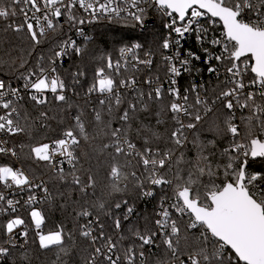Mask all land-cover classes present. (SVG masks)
Listing matches in <instances>:
<instances>
[{
  "label": "snow or ice",
  "instance_id": "snow-or-ice-1",
  "mask_svg": "<svg viewBox=\"0 0 264 264\" xmlns=\"http://www.w3.org/2000/svg\"><path fill=\"white\" fill-rule=\"evenodd\" d=\"M141 0H130L131 6L136 11L128 12L138 24L144 26L146 8L138 7ZM144 3H151L163 15L170 18L169 23L165 25L170 29L168 36L163 40L160 47L163 50H169L175 46L176 50L172 55L163 57L168 64L167 72L170 77V87L168 94L173 97L172 102L168 106V111L172 113V120L175 127L170 133L169 140L175 147H168L161 151L158 147L151 146V139L148 135L144 137V146L142 149L129 138V128L123 127L113 128L111 119L104 122L100 111L95 112V120L103 123L105 135L110 134L113 139L115 153L117 155L133 156L138 158V162L143 165L147 173L146 180L151 185H169L173 187V203L168 207H164L161 202V211L158 213L159 219L155 221L162 242L173 256H176L181 244V228L178 221L172 218L174 209L181 217L187 216L188 222L186 228L188 230H199V235L195 237L194 244H188V237H183L185 248L191 247V251L186 253L187 261L181 260L180 264H264V172L259 170L252 171V163L264 161V0H143ZM30 5L34 10L33 16L28 17L27 11L23 8L19 9L25 16L24 24L15 27L16 32H20L26 26V30L31 40L39 44L41 41L38 36H44L46 29L55 30L62 15H67L68 21L73 23L84 24V19L77 21L73 14V9L77 6L86 13L96 19L97 14H108L119 17L122 9L117 4V0H42L41 4L38 0H9L8 5L0 6V17L8 18L16 16V5ZM63 9V11H62ZM35 13H42L36 16ZM41 18L44 24H41ZM30 19L35 20V26L39 32L34 30V24ZM11 26V25H10ZM220 27L219 36L212 35L209 38L210 29ZM175 33L176 39H172ZM78 34L83 36V30L78 29ZM186 34H195L198 43L203 45L208 43L213 48H218L219 53L210 52L207 47H203L202 51L206 54L205 64H209L208 72L213 73L219 78L222 68L225 74V85L211 101L205 96L202 97L197 86L191 85L190 88L184 90L181 95L180 89L176 87V77L182 75V72L191 73L193 60L199 61L201 57L191 50H186L185 56L181 57L180 48L181 41ZM85 39H89L85 37ZM72 48L79 55L83 49L76 46V42L69 38L60 46V51L54 53L55 59L51 60L53 67L50 71L38 64L39 74L29 70L27 75L23 76L25 81L24 88L32 90L29 98L37 105L48 103L45 93H52L54 99L59 102L66 101L65 82L57 73L54 66L56 60L66 55V49ZM142 45L139 42L133 43L131 46L120 48L121 57L124 58L128 54L132 55V60L136 65L151 66L152 51H146V59H140L136 54ZM43 59V58H41ZM215 60V66L211 65V61ZM178 62V63H177ZM125 59L124 66H127ZM23 66V65H21ZM119 60L113 63L112 58H106V67L111 70L115 68L117 74L121 68ZM199 71V70H197ZM73 80L78 82L79 77L84 75L78 71L73 73ZM36 79H32V77ZM245 77H248L247 81ZM152 84L151 79L146 81ZM136 81L134 78L121 79L117 83L116 79L106 72L105 67H98L95 70L93 83L88 88V93H99L105 98L100 99V105H105L106 101L114 99L115 106L118 108L122 103V97L119 88L134 90ZM200 87H203L202 85ZM219 87V86H218ZM245 88L255 89V91L245 92ZM139 91V90H137ZM154 91V96H153ZM153 91L148 93V99L160 101L163 95V87L157 86ZM215 92V89L213 90ZM34 92V94H33ZM194 93V102H190L189 94ZM22 99L20 90L6 85L5 81L0 79V109L5 110L0 115V132H6L9 135L22 133L25 128L20 126V112L13 99ZM257 97L261 102H257ZM143 98V93H139V99ZM221 106V107H218ZM147 104L144 110H147ZM227 110L224 118V128L221 129L219 123H214V127H210L209 131H215L217 136L225 133L230 134L231 140L227 147L219 153V158L213 160L216 156L215 152H209L205 155V150L209 146L215 147L216 141L209 140L202 143L199 136L194 141L197 147V153L194 160H185L184 154L181 152L175 163L179 165L181 162L188 164L190 167L187 176L183 175V169L177 167L174 179H168L167 174L161 170L168 166L171 170L172 158L175 150L183 148L188 141L187 132L195 130L208 117L209 113ZM249 110L248 116L241 117V123L244 125L243 134L240 126L235 123L236 110ZM137 111L136 103L129 102L128 107L124 109L119 119L125 123L131 119L130 113ZM108 112H113L112 104L108 105ZM159 115V113L157 114ZM40 116L47 119V113L41 112ZM185 119L188 120L185 123ZM75 129L79 131V138L75 129L64 131L63 138L49 143H42L31 148V153L40 161L47 162L52 167L61 180L65 179V172L62 165L65 160L72 166L69 173L72 182L80 187L81 192H87L90 188H95L96 180L93 175L89 174L87 182H82L81 176L77 174L75 167L78 162L76 149L80 146V138L87 141L89 134L81 116L75 117ZM157 123H160L157 120ZM151 137L159 139V134L152 129H146ZM139 135V130L137 131ZM7 141H0V153H11L15 156L17 153L14 148H7L3 145ZM105 148L110 145H104ZM59 156L62 159L56 160ZM121 167L118 163H113L109 177L112 183L109 194L122 191L118 186V181L122 176ZM133 176L136 174L133 172ZM126 178V176H125ZM0 183L5 187L23 188V186L40 187V185H31L25 172L11 166H0ZM143 189V182L138 185ZM47 192V188H44ZM142 195L152 196L151 190H143ZM5 195L0 192V201H5ZM35 202V197L30 196L28 204ZM7 205L15 211L14 202L11 199L6 201ZM124 203H127L126 201ZM100 209H104L103 202L96 205ZM117 209L121 207L120 203L115 205ZM3 209H0L2 211ZM132 207L127 208L128 215L133 213ZM35 228L38 230L41 248H49L53 245H61L63 243L62 227L57 231L42 234L39 230L45 222V218L39 210L33 209L30 213ZM78 216L90 217L92 213L84 209L77 213ZM99 224V217L96 218ZM116 229L121 228V220L119 218L114 221ZM25 221L16 217L6 224V232L12 234L14 229L24 225ZM92 221L81 226V235L91 238L93 243L103 240L102 247L95 248V254L92 256L89 264H96L97 257L104 256L108 264H119L120 257L113 259L112 253L116 249V243L112 242L110 236L105 237L104 225L99 224V236H93L91 227ZM19 235L26 237L28 235L27 228ZM136 238L141 241V247L144 245H152L155 243L156 232L134 233ZM10 242V241H8ZM63 250V249H62ZM8 248L0 247V255L7 254ZM144 253L140 252L143 257ZM135 252L129 247L125 253L127 264H133ZM179 258V257H177Z\"/></svg>",
  "mask_w": 264,
  "mask_h": 264
},
{
  "label": "trees",
  "instance_id": "trees-1",
  "mask_svg": "<svg viewBox=\"0 0 264 264\" xmlns=\"http://www.w3.org/2000/svg\"><path fill=\"white\" fill-rule=\"evenodd\" d=\"M9 0H0V6L8 5ZM17 15L8 18L0 17V79L4 80L6 85L11 87L20 86L24 82L23 76L27 75L29 70L39 74L38 64L50 71L53 67L51 60L55 59L54 53L60 51L61 44L74 32L84 27L87 23L86 17L77 8L73 9V14L77 21L84 19V24L68 21L67 15H62L58 22V27L49 34L38 36L40 43H34L26 30V26L20 32L15 31V27L24 24L25 20L19 11L20 5H16ZM63 11V9H62ZM149 17V16H148ZM145 17V23L153 21V25L147 29L138 24L132 18L115 19L110 21L99 20L91 27L92 38L88 41H82L78 47L83 49L81 54L70 53L62 62L56 60L54 65L57 73L65 82L66 101L59 102L54 99V95L46 96L48 103L37 105L29 98V93H25L21 102L18 104L20 126L25 131L12 137V145L15 146L20 162L24 170L32 177H46L48 187H50L51 197L48 203L44 204L40 212L45 218L43 229L48 234L63 229V243L53 245L49 248H41L39 238L31 234L30 244L27 250H15L10 253L6 264H89L92 256L95 254L96 247H102L103 240L93 243L90 238L82 236L83 225L88 224L89 220L93 222L92 229L95 236H99V224L104 225L105 237L110 236L112 242L117 247L112 253L113 259L120 257L119 264H127L125 259L126 250L132 247L135 252L133 264H180L181 260L187 261L186 253L191 251V247L185 248L183 237L187 235L188 244H194L195 237L199 235V230H188L186 224L188 217H181L172 212V218L178 221L181 228V244L176 254L173 256L171 251L166 248L162 242V237L155 224L159 219L158 213L161 211V202L164 207H168L173 201V187L169 185H160L155 188L153 197L145 198L142 195L143 190H150L151 184L147 182L143 165L138 162V158L133 156L117 155L115 153L114 142L110 134L105 135L103 123L95 120V112L100 111L102 119L107 122L111 119L113 128L130 127L129 138L142 149L144 146V137L148 135L151 139V146L159 148L161 151L168 147H175L171 144L169 136L175 123L172 120V113L168 106L172 102L167 92H163L160 101L148 99V93L155 89V84L163 81V78H151L156 72L164 67V50L160 47L165 39V30L162 22L155 16ZM11 25V26H10ZM34 30L37 31V29ZM38 33V31H37ZM139 42L142 45V51L151 50L155 56L154 71L145 70L135 71L132 69H119L117 74L115 68L109 70L106 67V58L111 57L113 63L120 61V48L131 46ZM43 58V59H41ZM23 65V66H21ZM98 67H105L107 73L112 75L117 83L121 79L134 78L137 80L138 88L134 92H122L119 88L123 103L117 108L114 99L106 101L105 105H100V99L105 98L99 93H88V88L93 83L95 70ZM81 71L84 75L79 77L78 82L73 80V73ZM35 77V76H34ZM32 77V79L34 78ZM151 79L152 84L146 83ZM139 90V91H137ZM143 93V98L139 99V93ZM154 96V91H153ZM136 103L137 111L130 113L131 119L125 123L119 119L128 103ZM112 104L113 112H108V105ZM147 104V110L144 105ZM41 112L47 113V119L40 116ZM159 113V115H157ZM226 110L216 111L210 114L197 129L187 132L188 141L183 148L176 149L172 158L171 170L166 166L161 171L167 174L168 179H174L177 167L183 169V175L187 176L189 165L181 162L176 165L175 161L184 154L185 160H194L197 153V147L194 143L196 137L202 143L209 140H215V147L209 146L205 150V155L209 152H215L213 160L219 158V153L228 146L231 136L225 133L217 136L215 131H209L214 127V123H219L221 129L224 128V118L227 115ZM81 116L89 139L87 141L80 138V146L76 149L78 162L75 167L77 174L81 176L82 182H87L89 174L96 180L95 188H90L87 192H81L80 187L72 182L69 174L72 171H65V179L61 180L59 175L50 173V167L45 162H40L31 153V148L42 143H52V141L63 138L64 131L75 129V117ZM246 112L245 116H248ZM157 120L160 123H157ZM242 124V123H241ZM243 125V124H242ZM146 129H152L159 134V139L151 137ZM79 138V131L75 129ZM139 130V135L137 131ZM242 126V134L244 132ZM104 145H110L105 148ZM113 163H118L121 167L122 176L118 181V186L122 189L119 192L109 194L108 187L112 180L109 177L110 168ZM252 171L264 172V161L252 163ZM136 175L133 176L132 173ZM126 176V178H125ZM143 182V189L138 185ZM127 203H124V202ZM103 202L104 209L96 205ZM121 204L117 209L115 205ZM134 209L127 219V208ZM87 209L92 213L90 217L78 216L77 213ZM99 217V224L96 221ZM121 220V228L116 229L115 219ZM136 231L144 234L146 232H156L155 243L141 247L134 233ZM63 249V250H62ZM143 252V257L140 256ZM179 257V258H177ZM96 264H108L103 255L97 257Z\"/></svg>",
  "mask_w": 264,
  "mask_h": 264
},
{
  "label": "built area",
  "instance_id": "built-area-1",
  "mask_svg": "<svg viewBox=\"0 0 264 264\" xmlns=\"http://www.w3.org/2000/svg\"><path fill=\"white\" fill-rule=\"evenodd\" d=\"M66 2H67V0H66ZM101 2H103V0H101ZM38 3L41 4V7L43 6L42 0H38ZM117 4L119 5L120 8L126 9V11H122L120 13L119 17L112 16L111 18H109L108 14H99L98 13L97 14L98 18H96V19H93L89 15V13H86L83 9H80L77 6L76 8L81 13H83V15L86 17V20H87L86 25L81 28L83 30L84 35L81 36L78 34V31H76L71 36H69L66 40L71 38V40H74L76 42V46L78 47L79 44L82 43V41H88L92 38V32H91L90 26L95 24L97 21H99V20L110 21V20H115V19L132 18L131 16L128 15V12L136 11V9L131 6L130 0H117ZM19 5H20V8H23L27 11V15L29 18H31L33 16L34 10L31 9L30 5H25L23 3H21ZM138 7L147 9V13H146L145 17L149 16L148 18H152L153 16H155L162 22V25H164L165 38H166L170 32V29L166 28L165 25L167 23H169L170 18L163 15L150 2L144 3L143 0H141ZM21 15H23V18L25 20V16L22 12H21ZM35 15L42 17V13H35ZM30 22H32L34 24L35 29H37V31L39 32L38 27L35 26V20L30 19ZM54 22H56V21L54 20ZM41 24H44V21L42 18H41ZM220 30L221 29L219 26H217L214 31L212 29H210L209 38H211L212 35L219 36ZM51 31L52 30L46 29L45 34H49ZM85 37H88L89 39H85ZM172 39L173 40L176 39L175 33L172 34ZM181 44H182V47L180 48L181 57L185 56L186 50H191L192 52L199 55L201 57V59L199 61L193 60L192 65H191V67H192L191 73L182 72L181 76L176 77V80H177L176 87H178L180 89L181 95H183L184 90L186 88H190L191 85L195 84L197 86L201 96L202 97L206 96L209 99V101H211V99L216 94H218V92L222 88L225 87V85L223 84V81L225 80L226 77H225V74H224V71L222 68L220 69L221 75L219 76V78H217V76L215 74L208 72V67L210 65L204 63V60L206 58V54L202 51V48L207 47L210 52H213L215 54L219 53V49L213 48L208 43H204L203 45H201L200 43L197 42L195 34H186L185 38L181 41ZM175 50H176V48H175V46H173L169 50H164V54H165V56L172 55L175 52ZM70 53H76V52L72 48L66 49V55L59 58L58 62H62L66 58V56ZM136 54L140 57V59H146L147 58V57H145V52L142 51V48L138 49ZM151 58L153 61L151 66H146V65L140 64V65H136V67H133L135 62L132 60L131 54H128L124 58H122L120 56V63L122 65L120 70L121 69L125 70L127 68V69L135 70L137 72L140 70L152 72V71H154L153 68H154V64H155V56L152 55ZM125 59H127V61H128L126 67L124 66ZM210 63H211V65L215 66L217 62L215 60H212ZM167 69H168V64L165 62L164 67L161 68V70L159 72H156L151 78H153L155 76H156V79H159L160 77L163 78V81L155 84V88L157 86H162L163 92H167V94H168V88L171 85H170V77H169V74L167 72ZM197 70H199V71H197ZM33 79H36V77H34ZM147 79L148 78H146L145 81H148ZM153 79H155V78H153ZM247 79H248V77H245L246 81H247ZM135 81H136L135 89H137L138 88L137 80H135ZM24 83H25V81L23 83H21L20 86L14 87V88H17L20 90L21 97H23L25 95V93H30L32 91V90H26L24 88ZM201 85L203 87H200ZM214 89H215V92L213 91ZM126 91L131 93V92H134L135 90L132 88H129V89L122 88V92H126ZM244 91L245 92L255 91V89L245 88ZM33 94H34V92H33ZM44 95L46 97V96H52L53 94L48 92V93H45ZM169 97H172V96L169 95ZM9 98L13 99L14 104L16 105V107L19 110L18 104L21 102V99L16 100L13 97H6V99H9ZM194 98H195V94L190 93L189 94L190 102H194ZM172 100H173V97H172ZM257 102L258 103L261 102L259 100V97H257ZM218 107H221V106H218ZM4 112H5V110L0 109V115L4 114ZM246 112H249V110L244 109L241 111V110L237 109L236 114H235L236 118H235L234 122L240 126L241 133H242V126H243L241 124V117L245 116ZM210 114H212V113H209V115ZM187 122H188V120L185 119V123H187ZM191 131H194V130H190L188 132H191ZM18 134L19 133L15 134V135H9L6 132H0V141H7V143L4 144L3 146L7 147V148H14V150L17 153L15 146L12 145V137H14ZM49 144H51V143H49ZM60 159H62V158L59 156L56 157L57 161H59ZM40 162H44V161H40ZM45 163H47V162H45ZM5 165L23 170L25 172V174L28 176L30 184L31 185H40V187L23 186V188H17L16 186H13L11 188H7L2 183H0V192H2L6 197L5 201H0V209H3L2 211H0V247L8 248L7 254L0 255V264H6L7 263L8 259L10 257V253L12 251L27 250L29 247V244H30L31 234H33L37 238H39V236L37 235L38 230L35 228V225L32 221L30 213L33 209L40 211L41 208L43 207V205L49 202L50 197H51V191H50V187H48L46 177L35 178V177H32L29 173H27L24 170V168L20 162L18 153L15 156L11 155V153H0V166H5ZM62 167L64 168V172H65L67 170H70L72 166L69 165L67 163V161L65 160ZM50 173L57 175V172L52 167H50ZM157 187L158 186H156V185H151L150 190L152 192H154L155 188H157ZM44 188H47V192L44 191ZM30 196L35 197V202H33L32 204L27 203ZM144 197L145 198H147V197L151 198V197H153V195L152 196H144ZM8 199L13 200L14 202L18 201V203H14V207L16 209L15 211H12V208H10L7 205L6 201ZM16 217L22 218L25 221V224L15 228L12 234H8L6 232V224L8 223L9 220L14 219ZM92 224H93V222H92ZM25 227L27 228V232H28V235L26 237L19 235V233H21L25 230ZM39 231L42 234L46 235L45 230L43 229V226L41 227V229ZM92 235L95 236V234L93 232H92ZM8 241H10V242H8Z\"/></svg>",
  "mask_w": 264,
  "mask_h": 264
},
{
  "label": "water",
  "instance_id": "water-1",
  "mask_svg": "<svg viewBox=\"0 0 264 264\" xmlns=\"http://www.w3.org/2000/svg\"><path fill=\"white\" fill-rule=\"evenodd\" d=\"M152 25H153V21H152V20H149V21H147V22L144 24L145 29L151 27Z\"/></svg>",
  "mask_w": 264,
  "mask_h": 264
},
{
  "label": "rangeland",
  "instance_id": "rangeland-1",
  "mask_svg": "<svg viewBox=\"0 0 264 264\" xmlns=\"http://www.w3.org/2000/svg\"><path fill=\"white\" fill-rule=\"evenodd\" d=\"M43 225H44V224H43ZM43 225H42V226H43ZM42 226H41V227H42ZM24 251H25V250H24Z\"/></svg>",
  "mask_w": 264,
  "mask_h": 264
}]
</instances>
